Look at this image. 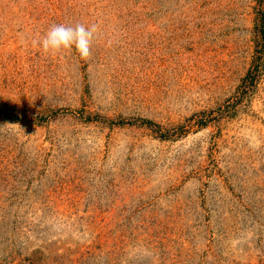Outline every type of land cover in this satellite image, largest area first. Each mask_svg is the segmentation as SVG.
Instances as JSON below:
<instances>
[{"label": "rangeland", "instance_id": "1", "mask_svg": "<svg viewBox=\"0 0 264 264\" xmlns=\"http://www.w3.org/2000/svg\"><path fill=\"white\" fill-rule=\"evenodd\" d=\"M0 264H264V0H0Z\"/></svg>", "mask_w": 264, "mask_h": 264}, {"label": "clouds", "instance_id": "2", "mask_svg": "<svg viewBox=\"0 0 264 264\" xmlns=\"http://www.w3.org/2000/svg\"><path fill=\"white\" fill-rule=\"evenodd\" d=\"M97 26L86 27L83 24L69 26L52 25L46 34L38 41L44 53L58 54L73 47L82 59H89L91 46L97 32Z\"/></svg>", "mask_w": 264, "mask_h": 264}]
</instances>
